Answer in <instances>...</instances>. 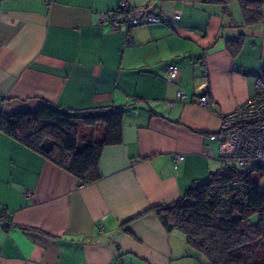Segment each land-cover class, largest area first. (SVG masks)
<instances>
[{"label": "crops", "instance_id": "0c3cea01", "mask_svg": "<svg viewBox=\"0 0 264 264\" xmlns=\"http://www.w3.org/2000/svg\"><path fill=\"white\" fill-rule=\"evenodd\" d=\"M122 1L0 0V115L124 110L89 183L0 131V264H206L150 209L220 168L208 135L264 80V0L253 24L237 0H125L161 18L132 26L129 43L97 21ZM201 93L213 102L199 106ZM103 135L79 129L81 144Z\"/></svg>", "mask_w": 264, "mask_h": 264}, {"label": "trees", "instance_id": "16d2710c", "mask_svg": "<svg viewBox=\"0 0 264 264\" xmlns=\"http://www.w3.org/2000/svg\"><path fill=\"white\" fill-rule=\"evenodd\" d=\"M201 1L226 6L231 0ZM237 1L246 23L262 19L259 0ZM123 111L115 107L66 111L44 103L35 111L1 114L0 131L39 152L81 183H89L100 176L98 162L103 148L122 140ZM81 125L103 126L102 139L91 138L79 146ZM252 175L236 165L219 168L208 180L191 184L174 202L150 211L167 231L182 233L188 252L200 254L206 264H264V189ZM234 179L237 184L224 192L228 202L211 193L214 187Z\"/></svg>", "mask_w": 264, "mask_h": 264}, {"label": "built area", "instance_id": "2783aa9c", "mask_svg": "<svg viewBox=\"0 0 264 264\" xmlns=\"http://www.w3.org/2000/svg\"><path fill=\"white\" fill-rule=\"evenodd\" d=\"M174 17L178 18L177 15ZM97 21L102 26H109L113 32L123 29L125 42L129 43L128 32L132 26L159 22L161 18L152 14L147 8L132 7L123 0L117 9L99 13ZM165 74L167 79H174L178 74V67L174 64L167 65ZM206 74L207 71L204 70L203 76ZM254 87L258 92L233 110L222 114L218 131L209 134L208 139L218 141L217 158L220 162L233 163L244 173L261 175L264 174V91L261 90L264 88V80L256 77ZM184 97V92L179 90L176 99L182 101ZM212 102V98L207 93H201L197 97L199 106L204 107ZM177 158L182 156L179 155ZM235 184H237L236 179L225 186L214 187L211 193L217 194L218 200L226 203L228 199L224 197V192L233 189ZM240 185V188H243V184Z\"/></svg>", "mask_w": 264, "mask_h": 264}, {"label": "rangeland", "instance_id": "374dc122", "mask_svg": "<svg viewBox=\"0 0 264 264\" xmlns=\"http://www.w3.org/2000/svg\"><path fill=\"white\" fill-rule=\"evenodd\" d=\"M79 146H81V143L79 144ZM218 166H220V168H222V167H226V166H228V167H235V165L233 164V163H226V164H224V163H222V162H220L219 160H218ZM252 178L256 181V183L262 188V189H264V174H262V175H259L258 173H253V175H252ZM181 235H182V237H184L183 236V234L181 233ZM196 253V252H195ZM197 254V253H196ZM197 255H200V254H197ZM201 256V255H200ZM202 257V256H201ZM203 258V257H202ZM204 259V258H203ZM205 260V259H204Z\"/></svg>", "mask_w": 264, "mask_h": 264}]
</instances>
